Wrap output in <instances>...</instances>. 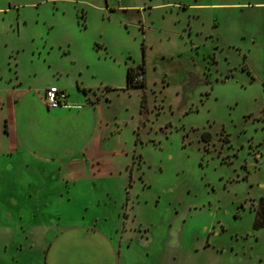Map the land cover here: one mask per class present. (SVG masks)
I'll use <instances>...</instances> for the list:
<instances>
[{"label":"rangeland","instance_id":"obj_1","mask_svg":"<svg viewBox=\"0 0 264 264\" xmlns=\"http://www.w3.org/2000/svg\"><path fill=\"white\" fill-rule=\"evenodd\" d=\"M257 219L264 0H0V264H264Z\"/></svg>","mask_w":264,"mask_h":264},{"label":"crops","instance_id":"obj_2","mask_svg":"<svg viewBox=\"0 0 264 264\" xmlns=\"http://www.w3.org/2000/svg\"><path fill=\"white\" fill-rule=\"evenodd\" d=\"M145 73H146V69H145ZM145 83H146V78H145ZM51 86H55V85H51ZM61 89V88H60ZM62 90V89H61ZM46 91V90H45ZM45 91L42 94V105L44 106V108L46 109V111L53 113V114H59L62 113L64 111H67L70 108V105L75 106L78 110L83 109L84 107H89L90 109H94V111H98V108L100 107V102L98 100L95 99H91L89 101H87L86 103L83 101L84 104H82L81 102H75V103H70V101L68 100V95L67 97L63 100L62 104L58 107H49L45 101ZM63 91V90H62ZM21 92H17L18 95H20ZM15 94V95H17ZM19 98V97H18ZM25 98V97H24ZM24 101V99L22 98L21 102L20 99H17L14 97L13 101H12V110L11 112L9 111L7 113V136H9L10 138L12 137L13 139L11 140L12 142H14V144L16 146L19 145V118H18V111L20 110V105L22 104V102ZM11 117V120H10ZM97 126V125H96ZM100 143V140H96V147H98V144ZM125 150L121 151L124 152ZM114 154H117V152H114Z\"/></svg>","mask_w":264,"mask_h":264},{"label":"built area","instance_id":"obj_3","mask_svg":"<svg viewBox=\"0 0 264 264\" xmlns=\"http://www.w3.org/2000/svg\"><path fill=\"white\" fill-rule=\"evenodd\" d=\"M145 78L144 73H138L134 81L138 82ZM67 97V94L62 91L58 86H50L45 91V101L49 107H58L62 104L63 100Z\"/></svg>","mask_w":264,"mask_h":264},{"label":"trees","instance_id":"obj_4","mask_svg":"<svg viewBox=\"0 0 264 264\" xmlns=\"http://www.w3.org/2000/svg\"><path fill=\"white\" fill-rule=\"evenodd\" d=\"M140 72L144 73L145 78H146L144 66H139L138 68H135L132 66L129 67L128 72H127V85H128V87H145V85H146L145 78L143 80L138 81V82L134 81L135 76ZM262 201H263V199H262ZM258 221L259 220L257 219L255 222L256 227L264 225V223H261V222L259 223Z\"/></svg>","mask_w":264,"mask_h":264},{"label":"flooded vegetation","instance_id":"obj_5","mask_svg":"<svg viewBox=\"0 0 264 264\" xmlns=\"http://www.w3.org/2000/svg\"><path fill=\"white\" fill-rule=\"evenodd\" d=\"M132 181H133V177H132ZM132 181H131V182H132Z\"/></svg>","mask_w":264,"mask_h":264}]
</instances>
